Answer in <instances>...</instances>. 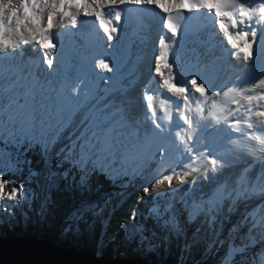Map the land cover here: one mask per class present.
<instances>
[{
  "label": "snow or ice",
  "instance_id": "snow-or-ice-1",
  "mask_svg": "<svg viewBox=\"0 0 264 264\" xmlns=\"http://www.w3.org/2000/svg\"><path fill=\"white\" fill-rule=\"evenodd\" d=\"M144 6L155 7L164 14L163 26L173 37L180 35V29L189 14L203 10L215 21L218 32L222 33L226 44L234 50L231 53L233 57L239 56L245 63L253 64L259 60L264 69V0H17L15 3L13 0H0V58L8 56L10 49L17 48L18 44L27 45L34 41L44 50L45 62L52 69L53 56L59 43V35L54 32L57 24L63 28L77 27L81 16L94 17L98 27L111 40L113 34L120 31L125 11ZM13 37H18V42ZM158 43L159 52L154 58L152 74L159 77V89L164 91L146 86L143 100L146 117L155 129L154 135L167 133L174 136V140L171 152L168 149L159 150L158 162L153 169L155 178L143 188L144 196L165 184L172 189L174 179L183 184L194 173L199 174L191 181L190 187H193L197 179H207L209 171L216 173L231 166L242 154L264 152V134L253 131L257 127L253 117L264 118V110H254L264 108V78L251 85L241 83V78H237L234 84L223 87H217L213 80L195 75L185 81L175 71L174 63L170 62L169 42L161 38ZM98 66L107 72L113 70L104 59L99 60ZM4 71L0 66V81L4 78ZM8 71L13 82L23 80L27 75L23 68H10ZM257 89L261 91L257 92ZM72 92L76 93L77 89L72 88ZM225 98H230L236 107L225 105ZM241 101H246V104ZM242 110L243 115H237ZM27 119L33 124L47 123L55 119V114L51 111H45L43 115L30 112ZM218 125L222 127L217 131L227 137L223 148L216 147L214 141L203 135L208 128ZM246 141L262 147L254 149ZM116 147L114 138L107 134L94 136L83 145L85 153L91 151L95 155L111 154ZM123 148L124 155L130 157L139 156L142 151L139 143L123 145ZM47 149L48 145H45L44 151ZM6 183L0 179V195L4 194ZM17 191L21 195L24 193L22 187L19 190L14 187L7 198L15 200ZM176 191L179 190L173 189L172 195ZM247 192L243 174L235 187H229L226 182L220 183L208 194L207 199L186 203L189 219L201 214L214 218L223 211L225 202L234 203L244 198ZM161 195L158 193L157 197ZM171 209L169 203L164 212L159 207H154L152 212L158 218L168 213L165 225L177 229L179 225ZM253 220V227L259 224L264 228V217L260 221H255L253 217ZM249 246L244 245L245 248ZM253 264H264V252L257 254Z\"/></svg>",
  "mask_w": 264,
  "mask_h": 264
},
{
  "label": "rangeland",
  "instance_id": "rangeland-1",
  "mask_svg": "<svg viewBox=\"0 0 264 264\" xmlns=\"http://www.w3.org/2000/svg\"><path fill=\"white\" fill-rule=\"evenodd\" d=\"M156 21L158 23L160 22L158 16H156ZM83 24L84 22H80L78 23L77 27H71L70 29H67V32L72 34L76 29L79 31H83ZM149 28L152 29L153 27L149 26ZM75 35L79 38V41L81 42V46H77L75 44L78 47L77 49L80 52L89 54V50L85 40L79 34L75 33ZM73 39L76 43L77 39L72 38V40ZM60 42L61 41L59 40V43ZM18 48L19 47L11 49V52H17L16 49ZM11 52L9 55L12 57ZM42 54L43 53L39 55L41 56ZM23 55L25 54H20V60L22 61L24 60ZM13 57L14 61L17 63L19 58L16 57V54L13 55ZM42 58L41 61L45 60L44 56ZM0 60H5L10 65V61H8L5 57L0 58ZM24 80L26 81L27 77H25ZM0 86L2 87L4 85H2L0 82ZM1 87L0 101L4 99L6 104L0 107V114L4 115V118L0 120V143H3V146L0 145V179L3 180L2 175L3 173H5V171L9 169L14 171L18 168V164L14 161V159L11 160L10 158H8L7 150H5L7 148H12V145H15L16 143L19 147L25 144L27 148L38 146L43 153H47V165L45 169L41 171L39 177L40 191L37 195V202L39 208L36 212H29L34 210V205L33 203L31 204L32 193L31 196H29V193L25 190V188L22 187L24 190L23 195H21L20 192L17 191L16 199L10 200L7 198L8 191L6 190L5 184L4 194L0 195V235H25L27 237L32 236L31 238H39V228L44 225V222L46 221V216L48 214L47 200L49 198V195L46 179H48V174L51 173V165L48 164L51 162L52 159H56L59 163L68 160L71 164L76 165V168L82 173L81 181L83 182L88 180L87 173L89 170L93 171V168H95V170L99 172L103 171L106 174V177L112 181H117L121 179L120 182H122V191L119 194H117L114 198H107V201L100 208L91 211L92 213L94 212L93 221H88L89 219L87 215H85L86 211L77 212L76 210H74L70 211V213L65 216L61 221H58L56 223L57 225L49 227V229H47L48 232L46 238L48 237L53 239L56 245L64 242L66 247L73 246L74 239L72 235L79 234V230L81 229L80 222H82V224L86 226L85 228L91 230L93 233L96 230V225H99V233L97 237H95L94 234L91 235V246L88 250L98 255H107L110 257H116V253L114 254V251L110 249L104 250L101 245L103 242L106 243V241H110L111 230L108 226L112 224H115V229L117 228V231L121 233L120 236H118L117 234L119 244L123 245L126 248V251H129L128 249L132 247L137 250V257H143L145 260L151 262H158L160 264L165 263L163 259L170 257L169 254L174 255L173 248L178 249L179 253L176 255L177 257L180 256L178 257V262H169L175 264H187V262H192V264H201L204 260L209 257L211 252L214 250V246L219 243H227L229 247V254L224 259L222 264L225 263L226 259L230 257L231 254H233L234 246H243L245 251L247 250V252H245V254L247 255L242 253L243 255L240 259L241 264H253V261L256 259L257 256L256 254L264 250V247L262 246H259V251H253L252 246H249L247 248L244 247V245H250L249 238L258 239L260 241V244L264 243V237L263 239L262 237H258V227L256 226L254 228H249L251 226V222H249V227L248 225H246L248 222V218H250V214H253L254 212L248 211V209L253 208L254 210H256V203L254 202H257V197L263 194L257 196L255 198L256 200L250 198V203L248 204L247 202V205H245L243 201L241 203V200L238 199L239 202L237 203V205H239L237 207H234V209L238 210L237 213L235 210H232V203L230 204L229 202H225L224 210L218 213V215H216L214 218L210 217L209 215L201 214L196 216L195 218L189 219L186 203L190 204L192 201H194L191 197L192 195H196V193L202 199H207L208 194L213 191V188H215L213 187L214 184H211L212 179H209V182H206L203 186H200L201 182L203 181V178L197 179L196 183L198 184V188L201 190L200 192H196V190L194 191V187H196V184L195 186L190 187V180L189 184L186 180V183H183L178 187L179 191H176L175 195H172L173 188L176 186V179H174L172 190L167 189L168 186L167 184H165L161 186L162 189H152L148 196H144L143 188L145 186H149L155 178L153 169L156 167L154 166V161L156 163L158 161L157 159L149 161L148 155H143V153L141 152L139 156H133L135 157V159L129 162V158L125 157L124 155V149L121 148H115L114 153L111 154L112 156L110 154L95 155L91 151L85 153L83 148L84 143L86 141H91L94 136H101L102 131L104 132V129L106 127L109 128L110 126L111 127L109 129H111V132L109 135L111 137H113L117 133L122 135V131L125 130L129 132V137L128 135L126 137V139L129 140L127 144L139 143L143 145L145 140L152 139L150 135L147 137V139L144 138L143 140L142 138V135H144L145 131L147 130L144 127H148L149 130L152 127L149 120L144 117L146 114L145 103H140L134 97V99L137 101L136 106H134L135 101H129V99H125L127 95L131 97L132 95H135V93H137L132 88H129V90L127 91L124 90V93L122 94L125 103L122 97L116 96V92L122 89L121 87H118L116 91H113L115 95L108 98L103 103L104 111L100 112L95 109L87 110L85 109L87 105H85L83 107H79V109H82L79 110L78 113H74V115L70 116L69 113H71V111H67V109H71L73 107V100L72 95L68 91V89L60 87L56 91L55 95H52L48 94L49 90L44 88V86H42V84L38 82L35 84L32 100L25 103L24 105V108L29 106L28 108L24 109V113L26 114V117L24 119L18 118L17 115L14 114L15 109H18V104L16 103L18 100H16V97L14 98V95H11V93L7 91L6 93H2ZM138 88L139 93L143 94L144 91L141 88V84H139ZM98 91L100 90H97V92ZM44 92H46L45 95H43ZM37 94L38 98L35 97V95ZM39 96H41V98H39ZM97 96H99V98L101 99L103 98L101 97V95L97 94ZM45 98H52L53 104H49L48 106L47 103L45 106H40V102L45 101ZM88 101L91 100L88 99ZM128 101L129 103H127ZM59 103L61 104V109L63 110L59 111V117L57 118L56 116L53 124H51L50 121H48L47 123L33 124L27 119L28 113L30 112H38L41 115H43L45 111L49 110L53 113L57 112V109H59L58 105H60ZM128 107H130V109L132 108L131 111L133 112L129 115V121L132 126H134L135 124L140 131L139 132L137 130L138 137H135L134 135L136 133V129L134 127L133 128L135 132H133L132 126L127 127L128 119H126V125H124L122 122H118L115 119L119 116V114L115 110H125ZM134 107L137 110L136 113H134ZM258 110H264V108H259ZM106 111L108 114L105 113ZM109 111L113 112L110 113ZM93 112H100L102 118L104 119L95 123L93 118L99 114L96 113L93 115ZM106 116L108 117L105 118ZM139 116H142V118L140 119ZM125 117L126 116H123L122 120L120 121H125L123 120ZM95 118L96 120H100L98 117ZM111 119H113L112 122H110ZM253 120L254 122H256L257 127H261L263 125V118L255 119L253 117ZM260 121H262V123ZM112 125H115V131L113 130ZM149 132L150 131H148L147 133ZM124 134H126V132H124ZM117 138L119 137L117 136ZM116 143H118V141H115V144ZM45 145H48L47 151H44ZM118 146L120 147V145ZM223 147L224 145L219 146V148ZM123 159L124 161H122ZM262 160H264V157H261V161ZM224 168H227V176L228 173L229 175H231V171H228L231 166H226ZM245 168L246 166L244 167V169ZM261 170L264 172V166L255 164V171L260 172ZM240 173L241 172H237L235 175H233L236 181L238 180V174L240 178ZM215 175L213 177H215ZM225 176L226 175H222V178L220 179L221 181L219 180L220 182L216 178L213 179L212 183H215L217 181L218 182L216 183V185L223 183ZM149 178L152 179L148 183L147 179ZM229 180V178L225 180L227 185L229 183ZM255 184H259V187H261V189H264V186H262V184L260 185L259 180L255 179L253 182V186H255ZM188 185L190 189L185 190ZM259 187L258 185L256 186L257 193L259 192ZM247 188H250V183ZM138 189L139 192L142 193V195H137V197H134L133 201L128 203L129 212H125L124 201L126 200L124 199H126L127 194H136ZM254 190L255 188L252 187V192H256ZM43 191H45V194L43 193ZM158 193H162V195L157 197ZM199 200L197 197V200L195 201ZM25 203H28L29 205L25 206ZM169 203L172 205L171 211L175 213L176 221L179 225V228L177 229H173L170 226L165 225L164 221L169 218L168 213H165V215L158 218L152 212V209L154 207H159L160 211L164 212L165 208L168 206ZM230 210H232L231 212L233 214L236 213L231 218L228 215ZM122 211L123 214L125 213L126 216H120ZM112 214L113 217L111 216ZM139 214L153 218L157 222L161 223V225L164 227V230H162L163 236L159 239V241L155 243H146L145 236L143 235L142 231H140V229L135 225V221L133 218L136 215L138 216ZM245 216L247 217V221L245 219ZM209 218L211 220L213 219V221H210ZM226 218H230V220H233V222L228 224V227L224 226L223 224V222L227 220ZM204 220L205 222H203ZM105 221L107 222V224H105ZM207 222H209L211 225H207ZM230 227L232 228L231 230ZM248 229H250V231ZM236 230L238 232L235 236L234 231ZM260 235H264V230L261 232ZM253 246L254 248L256 247V245ZM195 250L197 251L195 252ZM198 254H200L199 258L195 259Z\"/></svg>",
  "mask_w": 264,
  "mask_h": 264
},
{
  "label": "bare ground",
  "instance_id": "bare-ground-1",
  "mask_svg": "<svg viewBox=\"0 0 264 264\" xmlns=\"http://www.w3.org/2000/svg\"><path fill=\"white\" fill-rule=\"evenodd\" d=\"M13 2L15 3L17 2V0H13ZM131 13H133L132 16H131ZM156 16H158L160 19L159 23L156 21ZM206 18L208 19L207 23H212L213 27L212 26L209 27L206 24V27L203 29L202 33L198 35V38L196 37L197 38L196 43H189V39H184V34L181 32H180V35L177 37H173L170 33H168L167 30L163 26L164 25V14L159 9H156L155 7H152V6H144L139 9H133V8L127 9L123 17V22L119 26L120 31L118 33H114L113 39L111 40H109L107 36L103 33L102 29L98 27L97 23L95 22L94 17H82L81 16L78 20V23L84 22L83 24L84 30L79 31L76 29L74 30L72 34L67 32V29H70L71 26H69L68 28H63L59 24H57V27L54 29V32L59 35V40L61 42L57 44L56 52L54 53V56H53V59H54L53 68L49 69L45 60H43L44 62L41 61L43 54L41 56L39 54L43 53L44 50L40 49L39 46L36 45L34 41H30V43L27 45L18 44L19 48L16 49L17 52H13V51L11 52V49H10V52L12 53V57L10 55L5 57L8 61H10V65L5 60L3 61L0 60V66H2L3 69L5 70L4 78L2 81H0L1 84L4 85L2 87L0 86L1 91L2 93H6V91L10 92L11 95H14V98L16 97V100H18L16 102L18 104L17 105L18 109H15L14 114L17 115L18 118H24V119L26 117V114L24 113V109L29 107L27 106L24 108V105L25 103L32 100V95H33V91L35 88V84L38 82L42 84L44 88L49 90L48 94H52V95H55L56 91L60 87L68 89V91L72 95V100H73V107L71 109H67V111L68 110L71 111V113H69L70 116L74 115V113H78V111L82 109V108L79 109V107H83L85 105H87L85 108L87 110L95 109L100 112L104 111L103 103L108 98L115 95L113 91H116L118 87H121L122 89L116 92V96L122 97L124 90L127 91L129 90V88H132L134 91L137 92L135 93V95H132L131 97L127 95L125 98V99H129V101H135L134 106H136L137 101L134 99V97L140 103H145L143 100V94L139 93V88H138L139 84H141V88L143 89V91H145L146 86L154 90H159L161 92L164 91L163 89H159V77H156L152 74V70L154 67V58L159 52L158 42L161 38H164L166 42L175 41L177 43H185L187 45L184 49L178 50L177 55L179 56V61L176 60L175 56H170V62L174 63L175 71L181 74L184 77L185 81L189 77L195 75V76H198L199 78L213 80L217 87H223L226 85L234 84L237 78H241V83H245L249 85L258 81L261 78H264V69L261 68L260 61L257 60L255 64L251 62L245 63L239 56L233 57L231 53L234 50L231 48L230 45L226 44V39L223 37L222 33L218 32L215 21L212 18H210L208 15H206ZM133 20H135L134 24H133ZM64 22L67 23L66 20ZM149 26H152L153 28L150 29ZM213 32H216L217 36L213 41H211L210 35ZM75 33L79 34L85 40L86 45L89 50V54L80 52L77 49L78 48L77 46H81V42L79 41V38L75 35ZM92 34H95V39L90 38ZM25 35H27V33H25ZM72 38L77 39L76 43L74 39L72 40ZM13 40L18 42V37H13ZM215 41L223 42V46L225 49L224 53L215 54L213 56L211 55L208 56L207 49L204 47L203 43L209 42L210 44H213V42ZM150 48H152L153 50ZM188 49L192 51L190 55H187L186 53ZM15 54H16V57L19 58L17 63L14 61V57H13V55ZM20 54H25L23 58L24 59L23 61L25 62L20 60ZM222 55L225 57V61L222 64L211 63V60L217 59L221 57ZM207 58H208V61H207ZM100 59H104L105 62L108 63L110 67H112L113 69L112 72H107L98 66ZM39 65H40V68H39ZM10 68L11 69L23 68L25 72L27 73L26 75L27 80L25 81L23 79V80H16L15 82H13L12 78L9 75V71H8ZM178 79H179V76H178ZM74 87L77 89L76 93L72 92V88ZM97 90H100V91L97 92ZM256 91L260 92L261 89H257ZM45 94L46 92H44L43 95ZM97 94L101 95V97L103 98L102 99L99 98ZM252 94L253 93H246V95H252ZM37 96L38 94L35 95V97ZM39 98H41V96H39ZM45 99H46L45 101L40 102V106H45L47 103H48L47 104L48 106L49 104L50 105L53 104L52 98H48V99L45 98ZM88 99H90L91 101H88ZM172 99L175 100V97H173ZM129 101L127 103H129ZM241 103L246 104V101H241ZM5 104H6L5 100L2 99L0 101V107H2V105H5ZM224 104L230 108L236 107V105L231 102L230 98H225ZM13 106H14V100H13ZM58 106H59V109H57V112H54L55 118L56 116L58 118L60 114L59 111L63 110L61 109V104ZM131 110L132 108L130 109V107L126 108L125 110L123 109L115 110L119 114V116L116 117L115 119L120 123L122 122L124 125H126V119H128L127 127L132 126V124L129 121V115L133 113ZM133 110H134V113L137 112L135 107ZM100 112H95V113L93 112V115L96 113L99 114V115H96L95 117H98L100 119V120H96V118L94 117L93 119L95 123L104 119L102 118ZM105 113H107V111ZM173 115H175L174 111H173ZM237 115H243V110L240 113H237ZM123 116H126L123 119L125 121H120L122 120ZM107 117L108 116H106L105 118ZM144 117L147 118L146 114ZM2 118H4V115L0 114V120ZM139 118L141 119L142 116H139ZM254 118L257 119L258 117L256 118L254 116ZM54 120L55 119L50 120L51 124H53ZM112 121L113 119H111L110 122ZM262 121L260 122L262 123ZM149 122L151 123L150 120ZM263 125H264V122H263ZM263 125L261 127H256L253 131L256 134H264ZM114 126L115 125H112L113 130H114ZM133 127L136 129V133L134 135L135 137H138L137 130L139 131V129L134 124V126H132L133 132H135ZM221 127L222 126L218 125L214 128H208L203 133V135L208 137L210 141L215 142L216 147L223 146V145L224 147L226 146L225 144L226 136L224 135L223 132L217 131V129ZM109 128L106 127L104 129V132L102 131L101 136L105 134L109 135L111 132V129ZM144 128H146L147 130L145 131L144 135H142L143 140L144 138L147 139L149 135L152 137L151 140H145L143 145L140 144L142 147L141 152L143 153V155H148L149 161H153L155 159L158 160L159 150L161 149L167 148L169 152L172 151L174 136L168 135L167 133L164 135H160V136L154 135L155 129L153 128V126L151 127L150 130L148 127H144ZM148 131L150 132L147 133ZM122 132H123L121 133L122 135L117 133L113 136V138H114V141H118V143H116L117 145L116 148L124 149L123 145H126L127 142H129V140L126 139L127 135L129 137V132H127L126 130ZM124 132H126V134H124ZM117 136L119 138H117ZM246 143H248L254 149H257V150L262 147L260 145H255L254 142H251V141H246ZM118 145H120V147ZM114 151L115 149L113 150L112 153H114ZM125 157L129 158L128 160L129 162L135 159V157L133 156L130 157V156L125 155ZM261 157H264V152L257 151L255 155L246 154V153L242 154L241 158L243 160L239 159L233 164H231V168L228 170V171H231V175H229L228 173V176H227V173H226L227 168H222L218 170L216 173H213L210 171L208 173L209 177L207 179H203V181L200 184V186L205 185L206 182H209V179L213 180V176L216 174L215 178L218 181L222 178V175H226L224 177V182L225 180H227V178H229L230 180H229L228 186L235 187L237 181L235 180L233 175H235L237 172L238 173L241 172L240 176L243 174L246 179V186H248L250 183V188L248 189V192L246 193L245 197L240 198L241 203L243 201L245 205H247V202L248 204L250 203V198H252L253 200H256L255 198L257 196H259L260 194H263L257 197L258 198L257 202H254L256 203L257 209L256 210H254L253 208L248 209V211H254L253 214H250V218H248V222L246 224L249 227V222H251V226L249 228H254L253 227V222H254L253 217L255 218V221H260L261 217H264V193H263L264 189H261V187H259V184H255V186H253V182L255 179L259 180L260 185L262 184V186H264V181H263L264 172L262 170L260 172L255 171V164L264 166L263 162L261 165ZM122 161H124V159ZM157 162L155 163L154 161V166H156ZM245 166L246 168L244 169ZM197 175L199 174L194 173L193 176L188 177L187 179L188 184ZM237 178L239 179V174ZM251 178H252V181H251ZM151 179L152 178L147 179V182L149 183ZM212 180H211V184H214L213 187H216L217 186L216 183L218 181L215 183H212L213 182ZM175 185L176 186L173 189H179L178 187L181 185V183H179V181L176 180ZM257 185L259 187L258 193L256 191ZM252 187L255 188L254 191L256 192H252ZM194 188H195L194 191L196 190V192L201 191L198 188L197 183H196V187ZM158 189H162V187L155 188L154 190H158ZM188 189H190L189 185L186 187L185 190H188ZM137 192L136 194L134 193L127 194L126 199H124L126 200L124 201V206H125L124 211L125 212L127 213L129 212L128 203L133 201V198L137 197V195H142V193L139 192V189L137 190ZM197 197H198V200L202 199L199 195H197V193L196 195H192L191 198L193 200H197ZM238 202L239 200L237 199L235 200L234 203H232L233 205L232 210H235L236 213L238 212V210L234 209V207H237L239 205V204L237 205ZM232 210H230L228 213L230 218L236 214V213L233 214L231 212ZM111 216L113 217V214ZM120 216H126V215L125 213L123 214V211H122ZM230 218L229 219L226 218L227 220L223 222L224 226L228 227L229 226L228 224L233 222V220H230ZM245 219L247 221V217ZM209 220L213 221V219L211 220L210 218ZM203 222H205V220ZM207 223H208L207 225L210 224L209 222ZM105 224H107L106 221H105ZM108 227L111 230L110 241L108 240L106 241V243L103 242L101 247H103L104 250L110 249L114 251V254L116 253V257L117 256L125 257V258L137 257L138 254H137L136 249L131 247L130 249H128L129 251H126L125 250L126 248L123 245L119 244L118 236H120L121 233L117 231V228L115 229V224H112ZM257 227H258V237H262L263 239L264 235H260V234L264 230V228L260 227L259 224H257ZM231 229L232 228L230 227V230ZM248 230L250 231V229ZM237 232H238L237 230L234 231L235 236ZM252 232H253V229H252ZM29 237L31 238L32 236H29ZM34 238H38V237H34ZM39 238H43L47 240L48 237L46 238V236L44 235L42 236V233H40ZM48 239H50L56 245L53 239L51 238H48ZM249 241H250V246H252L253 248L252 249L253 251H257V250L259 251V246L264 247V243L260 244V241L258 239L249 238ZM58 245L62 246L60 243L57 244V246ZM253 245H256V247L254 248ZM62 247H66V246H62ZM234 249H242V250L233 251V254H231L230 257L226 259L224 264H231L235 255L239 253L245 254V252H247V250L245 251L243 246H234ZM262 252H264V250H262Z\"/></svg>",
  "mask_w": 264,
  "mask_h": 264
},
{
  "label": "trees",
  "instance_id": "trees-1",
  "mask_svg": "<svg viewBox=\"0 0 264 264\" xmlns=\"http://www.w3.org/2000/svg\"><path fill=\"white\" fill-rule=\"evenodd\" d=\"M0 145L3 146V143H0ZM5 150H7L8 155H6L8 158L14 159L18 164L16 170L12 171L9 169L2 175L3 180L7 182L6 190L9 194L14 187L17 190L23 187L29 193V196L32 193L31 204L33 203L34 210L29 212H36L39 208L37 202V195L40 191L39 177L41 171L47 165V153H43L38 146L27 148L25 144L19 147L17 143L12 145V148ZM50 164L51 173L48 174V179H46L49 195L47 200L48 214L44 225L39 228V233H42V236H46L47 229L57 225L56 223L67 216L70 211H86L85 215H87L88 221H93L94 212L92 213L91 211L100 208L107 201V198H114L122 191V182L112 181L99 171L95 170L89 173L87 175L88 180L83 182L81 181V171L69 161L59 163L56 159H52ZM25 204V206L29 205L28 203ZM134 221L135 225L145 236L146 243H155L163 236L162 230H164V227L153 218L139 214L134 217ZM80 223L81 229L79 230V234L72 235L74 244L70 247L88 250L91 246V235L94 234L97 237L99 225H96V230L93 233L91 230L85 228L86 226L82 222ZM61 245L66 246L64 242ZM228 248L227 243L216 244L209 257L201 264H222L223 260L227 257ZM178 253V249L173 248L174 255L169 254L170 257L164 258L163 261L178 262V257H180H177L176 254ZM199 255L195 259H198ZM237 263L241 264L240 258L232 262V264ZM187 264H192V262H187Z\"/></svg>",
  "mask_w": 264,
  "mask_h": 264
},
{
  "label": "water",
  "instance_id": "water-1",
  "mask_svg": "<svg viewBox=\"0 0 264 264\" xmlns=\"http://www.w3.org/2000/svg\"><path fill=\"white\" fill-rule=\"evenodd\" d=\"M45 194V191H43ZM0 264H160L143 257H110L86 249L62 247L50 239L0 235ZM163 264H175L165 262Z\"/></svg>",
  "mask_w": 264,
  "mask_h": 264
}]
</instances>
